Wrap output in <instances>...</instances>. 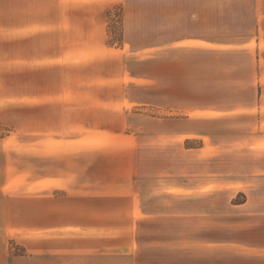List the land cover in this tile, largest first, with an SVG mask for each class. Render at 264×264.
Segmentation results:
<instances>
[{"label":"crops","instance_id":"crops-1","mask_svg":"<svg viewBox=\"0 0 264 264\" xmlns=\"http://www.w3.org/2000/svg\"><path fill=\"white\" fill-rule=\"evenodd\" d=\"M236 10L253 12L250 32L227 31L247 22ZM249 42L256 99L221 113L254 117L229 134L251 157L264 154V0H0V264H264V167L200 179L212 134H183L176 115L184 60L206 85L227 53L216 44ZM156 89L157 117L141 111Z\"/></svg>","mask_w":264,"mask_h":264},{"label":"rangeland","instance_id":"rangeland-1","mask_svg":"<svg viewBox=\"0 0 264 264\" xmlns=\"http://www.w3.org/2000/svg\"><path fill=\"white\" fill-rule=\"evenodd\" d=\"M188 1L190 2L191 0ZM194 1L195 0H193V2ZM226 1L229 0H216V4ZM230 1L240 4L245 3L248 9L253 3V0ZM157 13V10H152L151 14L154 16L152 18L157 19ZM233 13L237 19L240 15L247 14L243 15V17H247V22L239 21L241 25L242 23H245V25H247V23L250 24L251 20H253V12L236 10ZM237 19H235L236 24L238 23ZM121 24V7L116 6L109 22V30L111 33L110 41H114V45L116 46L121 45ZM241 25L239 28L232 27L227 31L231 35H234L240 33L239 31L244 32L246 28L247 32H250V30L253 29L249 25L246 27ZM217 34L218 33H216V35ZM250 34L253 35V32L251 31ZM237 44H228L230 46L229 48L216 44V53H224L223 51H227V53L216 54L214 60V80L212 83L209 82V84L206 85H202V82L198 85L194 83V74H191V61L190 59L184 60V72L181 75L183 80L181 89L178 91V98L182 106L178 108V112L176 113V115L182 119L183 134H212L210 140L207 138L204 140L205 145L202 144V138H193L184 141V146L200 147L204 145L208 146V149H210V154L208 156L203 155L200 151L198 158L200 179L206 177V173H208V176L216 179L222 180L229 178L231 181H234L246 177V174L252 173L250 171H244L242 168L252 166L254 161L261 167H264V154L250 157L246 155L244 151H240V148L237 147L240 144L238 143V140H235L238 137V134H245L246 130H252L255 128L253 127L255 125L253 123L254 117L249 116V114L246 113H244L245 115H242L243 113L236 115H233V113H231V115H223L221 113L227 108L246 111L245 108L248 106L250 107L257 96L256 90L249 89L250 86H254V79L252 78L253 72L250 75L249 72L259 66L257 58L255 59L253 56L255 43L249 42L246 44H239L240 46ZM156 45L157 44H151V46ZM260 45L264 48V43H260ZM234 52H238L239 54ZM155 53L156 59L153 58V62L151 63V68L154 69L153 71L155 74L152 75L151 78L152 82L157 85V51ZM260 63L261 67L264 69V49H262ZM239 72L244 73L245 75H241ZM191 79H193V81H191ZM158 99V92L156 89L154 93L152 92L151 104L142 106L143 108L141 111L144 114L157 117L159 115ZM192 104L198 105V107L191 108ZM192 109H197L198 112L192 113ZM147 127L150 130H156L157 124H148ZM254 130H256V128ZM7 134L13 133L7 132ZM229 134L235 135L236 138L229 136ZM23 145L29 146V140L27 143L24 142ZM188 157L189 156L184 154V163L190 161L187 160ZM231 184L232 188H238V186L233 185L232 182ZM261 184L262 186L258 189L260 193L259 195H261L262 198L264 196V180ZM244 198L245 195L243 193L235 192L232 201H241ZM215 204L216 206L223 207L222 200H217ZM206 205V203H200V206ZM232 237L234 238L235 236L232 234Z\"/></svg>","mask_w":264,"mask_h":264}]
</instances>
